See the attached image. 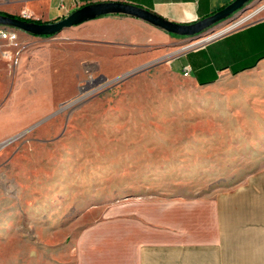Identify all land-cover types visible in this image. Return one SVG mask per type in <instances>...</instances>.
<instances>
[{"label":"rangeland","instance_id":"1","mask_svg":"<svg viewBox=\"0 0 264 264\" xmlns=\"http://www.w3.org/2000/svg\"><path fill=\"white\" fill-rule=\"evenodd\" d=\"M230 19L177 34L180 49ZM51 42L50 101L22 105L36 119L0 143V264H120L147 238L214 227L228 264H264V59L202 85L165 58L103 75Z\"/></svg>","mask_w":264,"mask_h":264},{"label":"crops","instance_id":"2","mask_svg":"<svg viewBox=\"0 0 264 264\" xmlns=\"http://www.w3.org/2000/svg\"><path fill=\"white\" fill-rule=\"evenodd\" d=\"M102 1L0 0V12L23 18L26 14L25 19L48 23L68 16L84 4ZM112 1L138 6L171 22L190 24L216 13L233 0ZM260 9L263 11L264 6ZM0 26L16 30L21 44L19 60L13 64L2 58L1 51L6 48L7 42L0 40V143L13 138L36 119L35 111L31 109L20 114L22 105H26L27 101L50 99L52 40L60 41L61 45H70L67 50L72 51L71 54L79 62L94 65L96 71L103 75L123 73L153 57L165 58L174 71L184 73L188 70L202 85L211 84L224 73L237 74L252 69L264 59H260L264 56V17L205 41L198 48L186 50L179 47V35L126 13L97 16L52 36L34 35L21 28ZM179 49L183 51L170 57ZM61 52L59 49L57 57L66 56ZM56 63L60 65L61 61ZM213 229L212 235L189 240L174 235L147 238L121 263L228 264L227 231L220 227ZM117 262L110 260V264Z\"/></svg>","mask_w":264,"mask_h":264},{"label":"water","instance_id":"3","mask_svg":"<svg viewBox=\"0 0 264 264\" xmlns=\"http://www.w3.org/2000/svg\"><path fill=\"white\" fill-rule=\"evenodd\" d=\"M254 0H233L230 1L227 6L217 10L216 13L211 14L208 17H204L203 19L190 24H180L179 22H171L166 20L165 18L159 17L152 13V11H148L146 9L140 8L138 6H133L126 4L125 2H117V1H102L94 4H89L78 8L76 11H72L66 17L59 18L57 21L48 22V23H38L33 20L28 21L26 19H22L18 17H10L0 14V25H7L14 28H21L30 34L34 33V35H55L59 31H63L71 27L72 25H78L84 22L85 20H90L96 18L98 15H107L110 13L113 14H124L131 15L134 17H139L142 20L153 23V25L159 27L162 30H166V32H170L173 34H180V36L190 37V40H198L203 39L204 30L210 28L211 26L217 25V23L223 22L227 19H230V22H233L240 18L241 14L244 11L250 9V4ZM259 1V0H258ZM229 22V23H230ZM217 34V33H216ZM216 34L215 37H217ZM210 35V36H212ZM210 36H205L209 38ZM214 38V37H213ZM212 39V38H211ZM209 40V39H207ZM95 82H98L96 80Z\"/></svg>","mask_w":264,"mask_h":264},{"label":"built area","instance_id":"4","mask_svg":"<svg viewBox=\"0 0 264 264\" xmlns=\"http://www.w3.org/2000/svg\"><path fill=\"white\" fill-rule=\"evenodd\" d=\"M103 1H106V0H103ZM24 18H27L26 14L24 15ZM245 18L246 17L243 15V17L231 22L229 24V26H226L222 31L217 32L216 35L221 36L225 33L230 32V30H232V29L234 30L235 28H237L238 26L243 24V21H246ZM213 37L216 38L215 35H212L208 39L209 40L211 38L214 39ZM0 40L7 42L6 48L1 51L2 52V58L5 60H8V62H12L13 64H16L17 60H19L20 46H21L19 38L17 37V31L8 29V27L0 26ZM205 40L208 41L207 39H205ZM203 42H201V43H203ZM198 44H200V43H198Z\"/></svg>","mask_w":264,"mask_h":264},{"label":"trees","instance_id":"5","mask_svg":"<svg viewBox=\"0 0 264 264\" xmlns=\"http://www.w3.org/2000/svg\"><path fill=\"white\" fill-rule=\"evenodd\" d=\"M0 14H2V15H7V16H10V17H17V16H14V15H11V14H7V12H4V13H1L0 12ZM99 16V15H98ZM100 16H103V15H100ZM20 17V16H19ZM20 18H22V19H25V18H23V17H20ZM26 20H28V21H31L30 19H26ZM35 22H38V23H40L39 21H35ZM45 35H47V34H45ZM175 35H177V34H175ZM180 35V34H179ZM47 36H52V35H47ZM262 58H264V56H262L260 59H262Z\"/></svg>","mask_w":264,"mask_h":264},{"label":"bare ground","instance_id":"6","mask_svg":"<svg viewBox=\"0 0 264 264\" xmlns=\"http://www.w3.org/2000/svg\"><path fill=\"white\" fill-rule=\"evenodd\" d=\"M261 9H258L257 11H260ZM254 14L255 13H252V14H248V15H246L247 17L245 18V19H248V18H250V17H253L254 16ZM206 39H208V38H206ZM205 40V39H204ZM92 82H94V80L92 79L91 80V82L90 83H92Z\"/></svg>","mask_w":264,"mask_h":264}]
</instances>
